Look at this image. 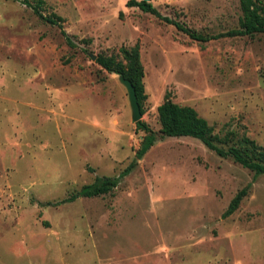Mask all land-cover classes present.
Masks as SVG:
<instances>
[{
  "label": "rangeland",
  "instance_id": "obj_1",
  "mask_svg": "<svg viewBox=\"0 0 264 264\" xmlns=\"http://www.w3.org/2000/svg\"><path fill=\"white\" fill-rule=\"evenodd\" d=\"M42 1L64 35L0 0V264H264V175L192 138L156 141L109 193L60 203L119 176L143 135L97 55L138 47L150 130L168 93L218 137L264 148V33L199 43L129 0ZM146 1L202 37L238 28V0Z\"/></svg>",
  "mask_w": 264,
  "mask_h": 264
},
{
  "label": "trees",
  "instance_id": "obj_2",
  "mask_svg": "<svg viewBox=\"0 0 264 264\" xmlns=\"http://www.w3.org/2000/svg\"><path fill=\"white\" fill-rule=\"evenodd\" d=\"M21 4L29 7L33 14L43 22L57 27L61 34V19L55 15H41L39 9L43 5L42 0H20ZM127 7L137 8L140 12L149 14L167 25L173 26L177 31L185 34L190 40L203 43L210 39L233 36H252L264 33V6L262 0H238L240 17L238 28L211 37L196 35L186 27L162 17L156 9L145 0H129L125 4ZM69 43L68 40H66ZM95 63L102 70L114 75H121L133 87L139 112L141 104L145 99L141 79L143 77L142 67L139 60L138 47L136 45L128 48H119L117 55H97ZM157 122L159 129L157 132L150 130L144 123L137 121L134 123L136 130L143 133L137 149L133 153V158L128 166L117 177H96L91 183L83 185L78 191L62 200L60 203L72 202L76 198H91L109 193L113 190L119 180L126 176L136 165L137 161L149 150V148L159 140L164 138L188 137L199 141L205 148L213 152L219 158H229L235 164L247 169L252 173V178L264 175V148L257 146L252 140L245 136L236 137L233 133L227 132L222 137H218L211 126L198 116L194 109L188 106H180L169 99L168 93L164 94L163 101L156 107ZM247 187L237 191L229 200L226 208L221 213L220 218L229 217L237 208L246 195Z\"/></svg>",
  "mask_w": 264,
  "mask_h": 264
},
{
  "label": "water",
  "instance_id": "obj_3",
  "mask_svg": "<svg viewBox=\"0 0 264 264\" xmlns=\"http://www.w3.org/2000/svg\"><path fill=\"white\" fill-rule=\"evenodd\" d=\"M91 59L94 60V57H91ZM117 81L125 90L127 102H128V106H129V110H130V120L133 123H135V122L139 121L141 114L139 112V108H138V104L136 101V97L134 94L133 87L121 75L117 76Z\"/></svg>",
  "mask_w": 264,
  "mask_h": 264
}]
</instances>
